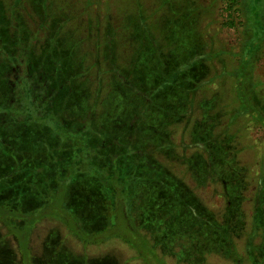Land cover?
Masks as SVG:
<instances>
[{
	"label": "rangeland",
	"instance_id": "rangeland-1",
	"mask_svg": "<svg viewBox=\"0 0 264 264\" xmlns=\"http://www.w3.org/2000/svg\"><path fill=\"white\" fill-rule=\"evenodd\" d=\"M248 5L231 28L224 0H0V141H35L0 162L69 158L64 199L42 176L36 210L1 211L0 264H264ZM173 13L194 32L157 44ZM245 63L264 117V40Z\"/></svg>",
	"mask_w": 264,
	"mask_h": 264
},
{
	"label": "flooded vegetation",
	"instance_id": "flooded-vegetation-1",
	"mask_svg": "<svg viewBox=\"0 0 264 264\" xmlns=\"http://www.w3.org/2000/svg\"><path fill=\"white\" fill-rule=\"evenodd\" d=\"M50 58V57H48ZM34 69V67H33ZM57 130L59 133L64 135L65 137H76L75 135L68 132L64 126L57 125ZM8 135V134H7ZM15 135V134H14ZM12 135V140H10L12 143L9 144V147L5 145V142H8L4 137H2V141H0V151L5 157H13L16 155L19 150L20 146L25 143H27L30 146V143L32 144L34 141L33 136H31L29 142L27 141H19L17 140L19 137L17 135L16 137ZM16 153V154H15ZM26 162L22 163V167H15V166H9L7 167L0 162V182L2 183L3 179L6 178V183L9 187L1 190V192H7L11 195H17L18 201H25V204L28 206L27 208H30L28 211H32L34 207L36 206V192H40L43 187L39 186V180L42 178V176H45V180L47 181V189L53 188V182H56V188L58 189L59 195H63V199L65 197V190H64V183L60 181L62 176L64 175L63 180L67 181L68 179V173L65 174L64 172V165L68 163L69 158L64 153H53L52 151H49L48 154H46L44 157H40L39 160H37V157L32 156L28 157ZM15 164L20 165V162H15ZM61 169V170H60ZM54 176V177H53ZM60 178V179H59ZM73 178L76 179V176ZM59 179V181H58ZM70 179V178H69ZM4 186V183L2 184ZM50 188V189H51ZM55 188V187H54ZM63 188L64 192L61 191ZM61 189V190H60ZM45 190V188H43ZM60 190V191H59ZM74 188L71 189L69 195L74 196L72 202L75 203L76 206H81L85 200L82 198H78V193H74ZM83 191V190H82ZM78 196V197H76ZM64 205H66L64 203ZM68 205V204H67ZM14 208L19 209V204L15 203L13 204ZM68 207V206H66ZM74 209V208H73ZM80 211L82 208H75L74 210ZM24 211L23 209H20Z\"/></svg>",
	"mask_w": 264,
	"mask_h": 264
},
{
	"label": "trees",
	"instance_id": "trees-1",
	"mask_svg": "<svg viewBox=\"0 0 264 264\" xmlns=\"http://www.w3.org/2000/svg\"><path fill=\"white\" fill-rule=\"evenodd\" d=\"M247 2L249 3V25L250 28L252 29V37L249 39L248 43L246 44V46L243 49V67H241V70L239 72V76H238V96H239V102L242 106V108L244 109L245 112L253 115V117L257 118L260 122L264 123V117H262L261 115H259V113L254 109V107L251 105L250 101L248 100V98L246 97L244 91H243V85H244V77L242 74H244L245 72V62L250 61V59L253 57V55H255L256 51L258 50V48L261 46L262 41L264 40V24H263V20L260 19V13H259V0H247ZM224 4H225V8H226V19H227V23L226 25L228 27L231 28H235L237 27V25L239 24L238 19L241 17L242 18V11L241 9H239L238 5L240 4V0H224ZM179 12V11H178ZM169 12H165L163 13V15L168 14ZM180 13V12H179ZM179 13H173L172 15V21L169 23V25L167 26L166 29H162L161 33H160V39L158 42L162 43V39H165L167 42V39L169 38L168 35H170V29L174 30V28H177V30H182L184 33H193L194 32V26L192 24H188V17L186 16V18H175V15H179ZM187 20V21H186ZM157 22H149L150 26H154ZM187 23V24H186ZM169 28V29H168ZM188 31V32H187ZM183 33V34H184ZM173 36V35H172ZM174 40L178 41L181 38V35H174ZM171 42V41H170ZM167 45H165L166 47H170V49L173 48V43H166ZM184 44V43H181ZM160 45V44H159ZM183 47H185V49L188 50V48L190 49V45L188 43H186ZM244 69V70H242ZM11 180H9L8 182L10 183ZM4 183V186L2 185ZM9 183H6V178L3 179L2 183L0 182V214L2 210H5V212H13L15 211V208H13V204L18 203L19 204V210L23 209L24 211L21 210V212H30L28 211L30 208H27L28 206L25 204V201H18L17 199V195H11L7 192H1V190L8 188L9 187ZM53 187H56V182H53ZM46 189V188H45ZM40 192H37L35 195L36 198V205L39 206L40 203L45 199H47L49 197L50 194H48L45 190L40 189ZM61 190V189H60ZM59 190V191H60ZM63 188H62V190ZM58 195V194H57ZM56 195V196H57ZM55 196V197H56ZM71 206V205H70ZM4 208V209H3ZM11 208V209H10ZM13 208V209H12ZM73 209L72 207H68V209ZM64 210L67 211L66 207L62 208ZM33 210H36V206L34 207ZM32 210V211H33ZM70 211V210H69ZM73 210H71V212H73ZM45 212V211H44Z\"/></svg>",
	"mask_w": 264,
	"mask_h": 264
}]
</instances>
